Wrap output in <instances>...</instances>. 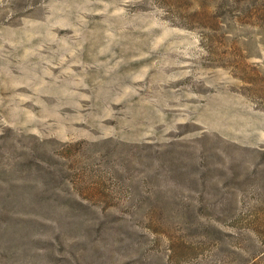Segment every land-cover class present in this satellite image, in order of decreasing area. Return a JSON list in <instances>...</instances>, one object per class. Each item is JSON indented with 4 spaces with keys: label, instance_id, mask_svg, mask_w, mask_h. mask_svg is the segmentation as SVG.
Returning <instances> with one entry per match:
<instances>
[{
    "label": "rangeland",
    "instance_id": "1",
    "mask_svg": "<svg viewBox=\"0 0 264 264\" xmlns=\"http://www.w3.org/2000/svg\"><path fill=\"white\" fill-rule=\"evenodd\" d=\"M0 264H264V0H0Z\"/></svg>",
    "mask_w": 264,
    "mask_h": 264
}]
</instances>
